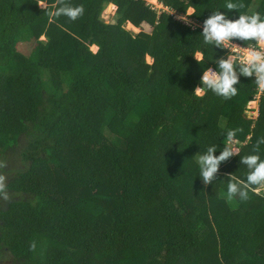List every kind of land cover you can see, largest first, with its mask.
Masks as SVG:
<instances>
[{
  "label": "trees",
  "instance_id": "16d2710c",
  "mask_svg": "<svg viewBox=\"0 0 264 264\" xmlns=\"http://www.w3.org/2000/svg\"><path fill=\"white\" fill-rule=\"evenodd\" d=\"M156 1L169 12L145 0H45L48 10L82 5L73 20L50 19L38 0H0V165L15 155L22 164L0 187L9 195L0 264H264V183L247 200L225 195L229 174L248 171L239 156L264 137V88L255 119L254 77L237 73L229 98L191 95L227 53L202 43L203 20L212 10L264 17V0H233V10L225 0ZM188 7L191 28L174 19ZM23 40L35 43L29 56L16 51ZM230 128L240 129L238 152L204 185L195 154L220 150Z\"/></svg>",
  "mask_w": 264,
  "mask_h": 264
},
{
  "label": "clouds",
  "instance_id": "9594fccd",
  "mask_svg": "<svg viewBox=\"0 0 264 264\" xmlns=\"http://www.w3.org/2000/svg\"><path fill=\"white\" fill-rule=\"evenodd\" d=\"M38 4L45 9L50 19L64 15L75 20L83 14L82 5L73 7L61 4L48 10L45 8V0H38ZM223 7L233 10L238 5L233 0H225ZM184 10V15L178 16L177 19L184 24H189V17L195 15V7H188ZM200 36L204 45L228 49V52L225 58L216 62L217 70L213 71L208 67L202 69L199 84L193 89L191 95L201 96L210 90L224 98L235 96L238 90L235 85L239 80L237 73L243 77H254L255 83L264 88V17L259 12L239 13L235 19H231L228 12L212 10L211 15L203 20ZM237 40L254 43L247 46L243 43V45L237 46L233 43ZM229 45H231L230 49ZM192 56L197 62L202 61L204 59L203 49L197 50ZM239 131V128L227 129L224 133V144L220 150H217V145L213 144L208 146L204 152L199 151L195 154V162L198 167L197 176L204 185L214 181L215 174L222 162L237 154L238 149L234 146V141ZM260 144H264V137L257 139L256 145L249 154L239 156L240 164L246 166L248 171L242 179L236 177L235 173L229 174L225 193L228 200H232L236 196L242 201L247 200V189L250 186L264 183V158L260 154Z\"/></svg>",
  "mask_w": 264,
  "mask_h": 264
},
{
  "label": "rangeland",
  "instance_id": "374dc122",
  "mask_svg": "<svg viewBox=\"0 0 264 264\" xmlns=\"http://www.w3.org/2000/svg\"><path fill=\"white\" fill-rule=\"evenodd\" d=\"M155 1L156 0H145V4L146 5L147 4L157 5V3ZM39 7L42 8L40 5H39ZM160 10H163L162 6H160ZM114 11H115V8L112 5H107L106 8L101 13V20L105 23H112L114 21V16H113ZM164 11L168 12L169 9L167 8ZM159 14H157V15H159ZM189 20H190V18H189ZM190 22H192V21L190 20ZM192 23H193L192 25L194 26L195 23L194 22H192ZM124 28L126 30L132 32V33H138L140 30L142 32L149 33L151 30L150 27L146 26L145 24H140V26L138 28L133 27L131 24H125ZM38 39H39V41H45V38L43 36H40ZM34 48H35L34 41L23 40L17 44L16 51L23 56H25V55L29 56L32 53V51L34 50ZM90 51L95 52L96 48L94 46H92V47H90ZM145 62L150 64L151 59L149 57H146ZM262 89H263L262 87L258 86V93L256 94L254 101H252V103H248L247 108H246V112L253 119H255L257 117V116L255 117V115H256L255 112L258 113L257 100H258L259 93ZM5 160H6V162L3 165H0V167H1L0 168V178H2V179H0V187L5 186L7 184L8 178L12 177L13 173H15V169L22 168V164L20 163L19 157H17L16 155L12 159L6 158ZM4 167L7 169V171L5 170V172L1 171V170H3L2 168H4ZM11 196L13 198H15L16 200H20L19 196L17 197L13 194H11ZM8 198H9L8 192L4 191V193H0V209L4 208V204L8 200ZM1 262L2 263L9 262V256L4 255L1 258Z\"/></svg>",
  "mask_w": 264,
  "mask_h": 264
},
{
  "label": "built area",
  "instance_id": "2783aa9c",
  "mask_svg": "<svg viewBox=\"0 0 264 264\" xmlns=\"http://www.w3.org/2000/svg\"><path fill=\"white\" fill-rule=\"evenodd\" d=\"M150 2V1H149ZM157 3V2H156ZM148 6H149V9L150 10H153L156 14H159V13H161V11L163 12L164 10H165V8L161 5V4H159V3H157V5H151V4H147ZM160 6H162L163 7V10H160ZM158 11V12H157ZM173 15V14H172ZM178 16H181V15H174V19L175 20H178L177 19V17ZM179 21V20H178ZM182 23V22H181ZM195 23V22H194ZM182 24H184V23H182ZM193 23L192 22H189V24H184V25H186V26H188V27H194V26H196L197 25V23H195V25L193 26L192 25ZM199 25V24H198ZM202 28V27H201ZM235 45H237V46H240L236 41H234L233 42ZM231 48V45H229V49ZM226 52H228V49H224ZM255 117L257 116V113L255 112ZM254 117V116H253Z\"/></svg>",
  "mask_w": 264,
  "mask_h": 264
},
{
  "label": "crops",
  "instance_id": "0c3cea01",
  "mask_svg": "<svg viewBox=\"0 0 264 264\" xmlns=\"http://www.w3.org/2000/svg\"><path fill=\"white\" fill-rule=\"evenodd\" d=\"M110 5V4H109Z\"/></svg>",
  "mask_w": 264,
  "mask_h": 264
}]
</instances>
